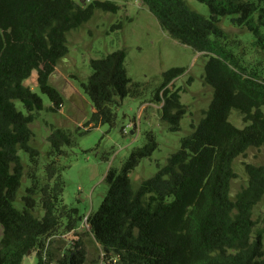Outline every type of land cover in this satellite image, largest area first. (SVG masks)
<instances>
[{
    "label": "trees",
    "instance_id": "trees-1",
    "mask_svg": "<svg viewBox=\"0 0 264 264\" xmlns=\"http://www.w3.org/2000/svg\"><path fill=\"white\" fill-rule=\"evenodd\" d=\"M197 1L208 7L209 17L185 0H143L161 29L207 57L203 80L213 93L202 117L181 138L180 148L163 165L157 164V171L135 191L128 174L156 148L151 135L119 170L106 172L107 191L86 220L107 264H264V227L255 229L252 218L264 194V162L247 164L246 186L234 199L229 195L233 159L249 147H264V81L242 64L218 24L221 17L230 16L264 49V0ZM95 9L116 12L118 6L98 0L86 5L74 0H0V264H19L28 252H35L36 264L87 261L85 243L75 231L82 215L63 201L64 166L57 162L63 148L74 141L68 132L53 128L47 136L50 161L40 175L30 123L43 108L39 93L48 97L52 111L61 107V95L48 82L49 75L68 51L66 33L88 21ZM125 57L120 49L90 59L91 73L81 82L93 106L85 123L88 129L115 125L116 110L130 95ZM32 70L39 93L23 83ZM184 70H165L159 85L160 119L172 131L179 130L186 111L179 90L167 84ZM155 99L160 100L158 95ZM14 100L23 104L25 114L15 108ZM231 109L241 116L242 128L228 120ZM19 151L27 157L29 180L21 209L14 206L25 169ZM69 232L70 245L56 256L48 248L50 239Z\"/></svg>",
    "mask_w": 264,
    "mask_h": 264
},
{
    "label": "rangeland",
    "instance_id": "rangeland-1",
    "mask_svg": "<svg viewBox=\"0 0 264 264\" xmlns=\"http://www.w3.org/2000/svg\"><path fill=\"white\" fill-rule=\"evenodd\" d=\"M86 5L95 0H74ZM110 1L118 6L116 12L95 9L92 17L78 28L66 33L68 51L59 58L48 82L60 93L62 105L58 110L49 109L48 97L39 93L36 86V70L23 80L34 92L40 94L43 108L30 123L33 137L31 144L39 152L38 173L43 174V166L50 161V149L47 136L53 128L68 132L74 145L65 146L64 154L57 157L64 182L62 198L64 203L74 206L82 215L76 228L81 233L87 252L85 264H107L89 233L87 216L95 212L106 191L104 180L109 169L119 170L130 152L148 142L151 135L156 148L149 157L141 159L130 171V187L135 191L142 180L151 177L157 171V164L163 165L168 156L180 148L181 138L191 132V124H197L212 99L213 89L203 80L204 63L207 59L203 53L194 51L173 39L161 29L157 18L144 5L143 0H98ZM194 11L209 17L208 7L197 0H185ZM219 26L226 32V44L239 56L242 64L254 70L264 81V49L254 43V38L243 26L231 22L230 16L221 17ZM125 50L124 66L131 79L129 96L121 100L116 110L114 126L99 124L89 128L93 106L90 98L83 91L81 82L87 80L91 73L90 59H97L115 50ZM172 67L185 70L173 78L167 87L178 89L180 102L185 106V114L179 122V130L172 131L169 125L160 119L162 105V72ZM155 95L160 100L155 99ZM15 108L26 113L23 104L14 100ZM228 120L236 127L242 128L241 116L231 109ZM78 128V131L76 130ZM123 128L126 131H123ZM88 129V130H87ZM86 130V131H85ZM25 166L21 185L16 193L14 206L21 209V196L29 185L27 179V157L19 151ZM264 162V147H249L236 156L231 164L233 177L230 180L229 195L234 199L236 193L246 186L247 164L260 165ZM42 210H38V217ZM255 229L264 227V194L252 210ZM0 225V236H1ZM61 232V231H60ZM73 238L72 233H62L52 237L48 248L60 256ZM35 252L22 257L19 264H36Z\"/></svg>",
    "mask_w": 264,
    "mask_h": 264
},
{
    "label": "built area",
    "instance_id": "built-area-1",
    "mask_svg": "<svg viewBox=\"0 0 264 264\" xmlns=\"http://www.w3.org/2000/svg\"><path fill=\"white\" fill-rule=\"evenodd\" d=\"M123 131H126L124 128H123ZM112 262L114 263L115 262V259H112ZM112 264V263H111Z\"/></svg>",
    "mask_w": 264,
    "mask_h": 264
},
{
    "label": "water",
    "instance_id": "water-1",
    "mask_svg": "<svg viewBox=\"0 0 264 264\" xmlns=\"http://www.w3.org/2000/svg\"><path fill=\"white\" fill-rule=\"evenodd\" d=\"M30 252H28V254H29Z\"/></svg>",
    "mask_w": 264,
    "mask_h": 264
}]
</instances>
